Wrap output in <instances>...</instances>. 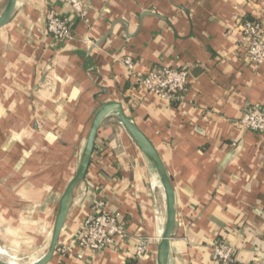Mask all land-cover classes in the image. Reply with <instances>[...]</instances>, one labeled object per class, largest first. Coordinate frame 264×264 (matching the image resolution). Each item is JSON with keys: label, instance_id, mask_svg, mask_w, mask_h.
<instances>
[{"label": "crops", "instance_id": "obj_1", "mask_svg": "<svg viewBox=\"0 0 264 264\" xmlns=\"http://www.w3.org/2000/svg\"><path fill=\"white\" fill-rule=\"evenodd\" d=\"M80 1L82 19L59 0H15L0 28V261L9 263L8 249L27 264L45 255L93 116L118 103L170 179L167 264H216L217 242L233 248V264H264V134L237 125L246 107L264 109V62L235 51L239 21L258 20L264 31V0ZM49 12L69 19L70 40L47 35ZM162 67L190 68L176 103L138 85ZM98 201L125 237L93 252L76 236ZM165 220L154 165L108 114L47 264H156ZM139 237L148 246L138 260Z\"/></svg>", "mask_w": 264, "mask_h": 264}, {"label": "built area", "instance_id": "obj_2", "mask_svg": "<svg viewBox=\"0 0 264 264\" xmlns=\"http://www.w3.org/2000/svg\"><path fill=\"white\" fill-rule=\"evenodd\" d=\"M68 6L77 19L85 16V9L80 0H59ZM239 38L235 51L243 58L257 66L264 62V31L258 20H242L236 27ZM46 33L56 40H70L73 36L72 23L68 18L49 12L46 16ZM131 69L132 62L125 61ZM188 67L152 68L138 78V85L148 93L176 103L180 100L187 85ZM244 132L264 134V109L262 107H246L237 123ZM125 237V228L118 217L109 213L101 201L95 202L91 212L84 219L76 236L80 248L93 252L103 251L112 245L117 238ZM148 242L139 237L134 246V258L142 259L146 253ZM216 264H233L234 250L226 244L217 242L213 246Z\"/></svg>", "mask_w": 264, "mask_h": 264}, {"label": "water", "instance_id": "obj_3", "mask_svg": "<svg viewBox=\"0 0 264 264\" xmlns=\"http://www.w3.org/2000/svg\"><path fill=\"white\" fill-rule=\"evenodd\" d=\"M14 4L15 0H6L5 7L0 15V28L4 27L10 21L14 10ZM111 113H114L116 115L117 119L125 128L138 149L154 165L161 179L165 194L166 220L162 236L156 250V264H167L169 240L171 238L175 221L174 193L170 183V179L167 176L162 162L155 149L136 128V126L128 119V117L124 115L121 105L118 103L100 104L98 111L94 114L77 170L74 176L68 182L59 199L48 250L45 255L35 264H47L51 260L58 243L60 232L65 223L68 209L72 202L73 191L75 187L85 178V174L89 166L92 153L94 151V144L101 121L105 116ZM0 264L9 263L0 261Z\"/></svg>", "mask_w": 264, "mask_h": 264}, {"label": "rangeland", "instance_id": "obj_4", "mask_svg": "<svg viewBox=\"0 0 264 264\" xmlns=\"http://www.w3.org/2000/svg\"><path fill=\"white\" fill-rule=\"evenodd\" d=\"M4 256H5L4 259H3L4 261L10 262V263H14V264H16V263H24V262H22L20 260L19 257L15 256V258H11L12 256H14V255H12V249H8L6 251V255H4Z\"/></svg>", "mask_w": 264, "mask_h": 264}, {"label": "bare ground", "instance_id": "obj_5", "mask_svg": "<svg viewBox=\"0 0 264 264\" xmlns=\"http://www.w3.org/2000/svg\"><path fill=\"white\" fill-rule=\"evenodd\" d=\"M160 235H161V234H160ZM6 250H7V249H6ZM40 259H41V258H40ZM40 259H39V260H40ZM39 260H37L35 263H37ZM35 263H33V264H35ZM9 264H14V263H10V262H9ZM16 264H27V263H16Z\"/></svg>", "mask_w": 264, "mask_h": 264}]
</instances>
